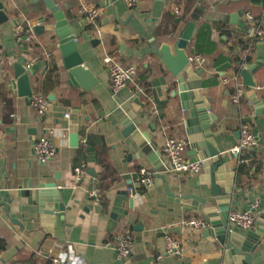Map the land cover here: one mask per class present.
Returning <instances> with one entry per match:
<instances>
[{
	"label": "crops",
	"instance_id": "0c3cea01",
	"mask_svg": "<svg viewBox=\"0 0 264 264\" xmlns=\"http://www.w3.org/2000/svg\"><path fill=\"white\" fill-rule=\"evenodd\" d=\"M0 1L7 16L0 22L4 58L0 64V264H54V259L64 256L72 264L119 260L122 264H218L223 250L216 238L204 236L208 228L185 224L201 213L184 210L167 190L168 186L175 195H207L201 184L204 168L198 175L167 171L166 181L155 175L150 188L137 185L139 168L153 166L138 152L129 157L130 123L146 132L161 152L168 137L186 138L184 156L198 161L190 154L188 111L175 93L178 77L162 54L165 46L175 54L181 31L194 22L185 51L188 56H204L206 63L194 68L196 74L187 82L189 92L196 90L211 101L214 147L225 163L237 159L229 178L234 188L230 210H246L258 201L254 210L258 220L264 213V42L254 41L253 36L258 26H264V0H136L132 8L125 0H53L69 20L84 60L83 74L74 82L64 66L57 34L33 30L41 16L46 24L55 22L46 0ZM84 5L101 9L97 23L90 27L79 14ZM18 26L23 30L17 36ZM106 55L136 68L133 80L117 95L111 91ZM16 63L29 73L33 93L48 99L43 116L31 106V96H21L12 84ZM239 65L241 69L257 66L253 73L257 86L244 84L245 95L236 104L234 83L224 84L222 78L231 79ZM243 123L259 144L236 156L232 149L240 142ZM75 133L78 146L71 144L70 135ZM43 136L52 138L59 149L46 164L33 153V143ZM241 158L246 161L241 163ZM78 165H84V174L76 183L73 169ZM50 182L63 189L65 208L44 215L33 198L21 192ZM95 185L101 190L100 202L88 193ZM131 186L138 193L134 197ZM126 232L134 245L131 254L121 258L115 236ZM165 234L181 240V256L165 253ZM260 243L257 251L264 262V236Z\"/></svg>",
	"mask_w": 264,
	"mask_h": 264
},
{
	"label": "water",
	"instance_id": "95a60500",
	"mask_svg": "<svg viewBox=\"0 0 264 264\" xmlns=\"http://www.w3.org/2000/svg\"><path fill=\"white\" fill-rule=\"evenodd\" d=\"M46 2L55 22L46 24L45 18L41 16L38 18V23L33 30L36 34L45 31L57 34L59 48L64 58V66L68 70L71 81L74 82L76 79H80L83 74L82 65L84 62L77 49L75 40L77 36L73 33L64 12L54 1L46 0ZM3 7L4 5L0 1V22L7 20ZM194 29L195 23L189 22L181 31L175 44L176 53L172 54L168 46H165L162 48V54L170 71L178 77V90L175 93L180 96L183 108L188 111L185 124L188 134L191 135L189 137L191 141L190 154L195 156L196 160L202 161L204 175L201 178V184L209 192L205 196L195 193L175 195V193L170 192L167 186L168 194L176 197V201L182 204L184 210L199 212L210 223V226L204 232V236L216 238L221 245L223 252L218 264H264L262 252L257 251L261 244V238L264 236V213L255 223L259 228L254 225L248 230H241L229 225L228 215L232 203L231 193L234 189L233 184L231 185V182H229V178H232L233 171L236 170L237 159L235 162L225 163L221 152L214 147V133L210 124L213 117L209 113L211 101L202 98L196 90L189 92L187 82L196 73L194 67L189 64V56L185 50L192 39ZM95 41L99 40L94 39L93 42ZM256 68V65H249L240 72L244 84L248 87L257 86L253 80V73ZM12 84L19 90L21 96H31L33 93L29 73L20 63L15 64V78L12 80ZM130 125H132L130 132L132 133L133 143L129 157H134L137 152L140 157L147 156L153 166L152 171L155 172V175L166 181L164 173L169 171V168L163 159L162 152L151 141L146 132L141 131L132 123ZM70 139L73 146L79 145L78 133L71 134ZM61 192H63L62 188L58 187L55 182H50L42 183L37 188L22 190L21 193L23 196L33 198L34 204L39 206L40 213L52 215L55 210H64L65 208ZM116 264H122V262L119 260Z\"/></svg>",
	"mask_w": 264,
	"mask_h": 264
},
{
	"label": "built area",
	"instance_id": "2783aa9c",
	"mask_svg": "<svg viewBox=\"0 0 264 264\" xmlns=\"http://www.w3.org/2000/svg\"><path fill=\"white\" fill-rule=\"evenodd\" d=\"M129 7H134L136 0H125ZM80 16L82 20L87 25H94L97 23L98 18L101 15V9L95 6L84 5L80 9ZM248 18L253 20V16L248 14ZM23 30L22 26L16 28L17 36L20 35ZM254 41L264 42V26H258L254 33ZM77 40V38L75 39ZM104 63L107 66L109 78L111 82V91L113 94L117 95L122 92L129 83L133 80L136 74V68L134 66H122L115 58L106 55L103 58ZM4 63L3 53L0 49V64ZM206 63V58L200 54H195L189 56V64L194 68H199ZM31 63L28 64L30 68ZM232 81L235 86V91L232 95V101L236 104H240L245 95L246 87L241 80L240 72L236 73L231 79L227 77L222 78L224 84ZM31 106L36 110L39 116H43L49 107L48 99L41 93H32L31 95ZM154 112H157L155 109ZM68 115V114H67ZM241 138L238 145H236L232 151L237 155H242L246 150L255 148L259 144V138L255 135L248 124L243 123L241 126ZM188 146V140L184 137L170 136L167 138L163 149L162 156L166 164L168 165V170L174 173H188L191 175L201 174L203 170L202 161H191L184 156V152ZM58 146L53 141L52 138L48 136H43L38 138L33 143V153L34 156L42 164L50 162L58 153ZM246 160L244 158L240 159L241 163ZM74 179L76 183H79L83 179L84 165L75 166L74 169ZM155 172L150 168L142 166L137 172V185H141L143 188H150L154 184ZM89 196L97 202L101 201V190L98 185H95L89 190ZM129 193L132 197L136 196L137 190L135 186L129 187ZM259 206L258 201L253 204V206L246 210L233 209L230 210L228 215L229 225L232 227H237L241 230H248L253 227L257 221L255 215V209ZM185 224L197 228H208L210 223L207 222L203 217L191 218L185 221ZM165 238V253L171 256H181L183 254V245L178 237L171 236L169 234L164 235ZM116 248L118 250L119 256L121 258H127L132 251L134 240L130 233H120L115 236ZM111 245V243H108ZM71 258H73L71 256ZM162 256H158L161 259ZM72 264L67 256L54 259V264Z\"/></svg>",
	"mask_w": 264,
	"mask_h": 264
},
{
	"label": "trees",
	"instance_id": "16d2710c",
	"mask_svg": "<svg viewBox=\"0 0 264 264\" xmlns=\"http://www.w3.org/2000/svg\"><path fill=\"white\" fill-rule=\"evenodd\" d=\"M88 27H90L89 25H88ZM241 67H240V65L238 66V68H237V72H241ZM245 157V156H244Z\"/></svg>",
	"mask_w": 264,
	"mask_h": 264
}]
</instances>
